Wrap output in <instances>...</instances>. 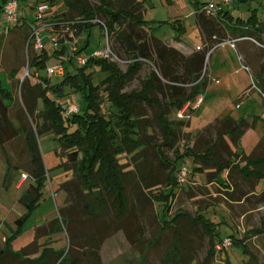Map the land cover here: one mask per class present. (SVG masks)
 Masks as SVG:
<instances>
[{
  "label": "rangeland",
  "instance_id": "rangeland-1",
  "mask_svg": "<svg viewBox=\"0 0 264 264\" xmlns=\"http://www.w3.org/2000/svg\"><path fill=\"white\" fill-rule=\"evenodd\" d=\"M35 1L18 0L20 15L26 17L32 25L35 24L33 22L36 16ZM86 1L90 5H97L99 0ZM147 1L145 14L147 20H169L177 15L186 25L183 37L189 40L192 39L191 36H195L196 26L194 17L190 13L192 8L190 0H173V3L168 0ZM230 6V17L233 22L239 18L242 20L251 18L252 25L260 27L261 32L264 33V0H233ZM64 8L63 0H57L50 12L54 14L55 10ZM154 24H156L155 21ZM5 27L9 28L8 32H5ZM29 33L30 31L23 27L14 28V23H8L3 12H0V79L12 96L11 102L6 99L7 103H11L8 106L7 117L13 120L15 127L36 125V114H29L23 104L28 89L21 86L25 77L29 78L30 85L39 79V77L36 79L34 76H24L26 69L29 70L28 58L31 48L27 46L25 40V35ZM171 34H174L172 27L165 24L161 25L157 32L163 40L168 39L167 35ZM253 37L255 42L246 39L241 49L235 50L234 57L231 55L228 62L231 65V76L223 80L221 84L208 83L206 88L202 89L200 95L203 101L192 114L191 126L187 128L186 133L183 132L180 135L174 149L165 148L169 159L174 158L176 148L192 144L197 132L196 127L207 123L206 118L226 119L229 118L228 115L234 119L243 118L246 124L244 131L240 134L236 145L231 143L232 150L237 155L249 156L258 143L264 140V35ZM41 38L49 55L48 66L60 64L59 59L52 56L58 47L52 44L49 32L42 31ZM80 38L78 47L85 46L80 50L82 54H87L86 51L89 49L101 48L106 44L105 34L99 24L93 25L89 35L84 34ZM87 40L89 42L85 45ZM109 45L122 60L127 59L123 49L115 48L117 45L113 37L109 38ZM210 53L207 55L206 63L208 70L214 59V55ZM237 53L245 56L243 61L238 59ZM68 54L71 53L66 51L64 56ZM72 61L74 66H79L75 60ZM62 64L65 66L68 61ZM118 64L121 68H125L124 64ZM12 70H16L14 76L10 75ZM29 72L32 73V68ZM145 72L141 70L137 77L130 80L124 90L138 89L140 79L144 77ZM39 73L46 74V71L40 70ZM57 77L50 75L52 82L59 80ZM68 99L74 100L73 97ZM6 130L8 129H1L4 140L0 143V249L9 248L16 252L27 246L34 239V226L48 219L58 220L61 208H66L64 214L68 215L69 221L62 222L63 224L60 220L58 221L59 227L49 235L48 245L64 254L69 247V239L70 246L74 242L72 236L80 237L79 242L85 244L87 233L83 229L90 233L97 228L98 232L109 215L114 217L112 211L99 210L97 217L84 218L82 215L85 212L84 202H92L93 198L88 195L87 199H84L83 193L78 195L75 191L71 169L66 168L72 165L67 163L65 153L53 134L48 132L35 133L45 173L38 188V198L35 199L37 196L35 187L38 183L32 177L34 175L25 139L26 134L23 131L6 138ZM154 134L155 142H158L160 137ZM145 155L148 162L146 169L150 165L152 177L157 176L162 179L165 170L153 154L151 147L147 148ZM226 157L223 159L225 160ZM230 158L233 162L238 156L234 159L232 156ZM243 159L244 157L241 158ZM125 161L128 165L134 166L131 155H128ZM183 164L187 168V175L185 181L180 183L172 200L169 216L180 212L193 217L199 213L216 224L215 235L218 239L227 236L239 238L234 243L232 241L226 250L217 252L207 264H264V194L254 193L255 178L253 176L249 179L245 178L237 168L232 167L228 175L226 170L216 174L219 183L208 185L211 178H208L207 174L212 170L195 169L200 166L190 155L185 156ZM259 164L261 165H257L255 170L264 172V164ZM245 165V161L239 164L240 167ZM22 173H26L28 180L22 188L17 189L16 183ZM224 182L226 183L222 184ZM63 183L67 185L64 187ZM126 183L129 204L127 215H124L119 223L122 224V229L118 230L117 226L112 224L113 233L106 238L102 236L103 240L100 239L102 241L99 248L101 263L185 264L179 261L181 256L185 255L186 258L189 257L188 264H201L206 257L208 238L201 233L199 226L183 217L179 219L178 232L181 236L179 241H176L177 249L174 246L176 233L171 227L162 228V224L156 218L158 209L155 203L146 197V193L137 183L133 181ZM262 187H264V178L260 180L258 189ZM65 188L68 189V193ZM31 198L36 201V204H33L29 210L26 202ZM25 214L26 217L18 230L14 219ZM71 217L75 220L71 221ZM94 230L91 232L93 236L96 234ZM44 241L45 239L41 240L40 244ZM185 257L184 260H186ZM6 264L10 263L7 261Z\"/></svg>",
  "mask_w": 264,
  "mask_h": 264
},
{
  "label": "trees",
  "instance_id": "trees-1",
  "mask_svg": "<svg viewBox=\"0 0 264 264\" xmlns=\"http://www.w3.org/2000/svg\"><path fill=\"white\" fill-rule=\"evenodd\" d=\"M6 1L0 0V12H3ZM55 1L57 0H37L38 3H48L51 10ZM63 3L65 9L55 10L56 14H52L53 19L49 20L52 23L50 31L58 30L62 22L72 19L98 18L107 29L108 39L114 38V43L117 45L115 48L123 49L127 56L124 61L127 62L123 69L117 62L89 58L86 64L74 66L70 55L64 56L68 48L62 43L52 56L59 59L60 63L68 61V64L64 66L63 75L57 77L59 80L52 82L50 76L39 73L48 66V53L45 48L41 51L32 50L30 33L25 35L27 46L31 48L28 58L29 71L32 68V73L29 72L30 77L34 73L39 77L33 85L29 84L28 77L21 82V86L28 89L23 104L29 114L37 116L34 127H15L13 120L7 117L12 96L0 79V143L4 140L1 133L3 128L8 129L5 131L6 138L25 132L34 175L32 177L38 183L35 187L37 195L35 199L38 198V188L45 175L35 133L48 132L53 134L63 149L67 163L72 165L66 168L71 169L75 191L78 195L83 193L84 199H87L88 195L93 198L92 202H84L85 212L82 213L84 218L97 217L99 210L104 209L114 214V217L109 215L104 221L105 224L103 223L99 228L100 231L97 232V228L96 231L93 229L96 232L94 236L91 233L93 230L88 233L82 228L87 233L85 244L79 242L80 237L72 236L74 240L72 245L70 246L69 239L67 251L54 258L52 264H102L99 253L102 242L100 239L103 240L102 236L106 238L113 233L112 224L117 226L116 229H122V224L119 223L121 218L127 215L129 207L126 183L128 181L137 183L146 193V197L155 203L158 209L156 218L162 224V228L174 229L176 233L174 246L177 249L176 241L178 242L181 236L178 232L179 219L183 217L199 226L201 233L208 238L206 257L201 262L207 264L217 252H220L216 246L223 239H218L215 235L216 224L199 213L193 217L180 212L169 216L172 200L180 186L177 173L183 165L185 156L190 155L200 166L195 169H212L207 175L217 176L218 172L230 167L232 151H229V147L227 149L223 147L222 152L227 156L224 160L225 156L216 152L215 147L218 142L203 143L201 139H197L196 145L176 148L172 160L165 153V148H175L183 133L182 128L188 121L177 119V110L186 102L193 101L202 91L204 79L200 81L198 79L207 50L184 55L168 46L153 32H148L145 28L147 22L144 20L145 9L142 0H99L97 5H90L86 0H63ZM199 8L200 6L197 7ZM198 13V20L202 23L211 21L213 23L216 19V16ZM240 21L246 26L255 27L251 18ZM14 24V28L23 26V24ZM95 24L97 23L80 25L79 29L81 31ZM212 26L213 31L216 32L218 29L214 23ZM214 41L219 42V39L216 38ZM143 67L147 70L140 79L139 88L124 90ZM15 74L16 70L10 72V75ZM70 97L74 98L78 109L67 115L61 107V102L62 99ZM6 99L10 102L7 103ZM245 125L243 121L226 118L216 120L204 131L214 130L217 136L223 132L230 133L231 141L237 144ZM154 133L160 137L158 142H155ZM149 147L165 170L162 179L157 176L152 177L150 165L146 169L148 162L145 153ZM128 155L133 157L134 166L128 165L125 161ZM261 161L264 162L246 157L244 167L237 165L233 167L245 176L251 177L259 173L255 167ZM65 185L67 183H63L64 187ZM65 191L68 193L67 188ZM26 204L30 210L36 201L31 198ZM65 211L66 208L59 209L58 221L60 220L61 223L69 221L68 215L64 214ZM25 217L26 214L14 221L18 230ZM70 220L75 219L71 217ZM227 237L232 238L233 243L239 240L233 236ZM4 251L6 250L1 249L0 254ZM184 257L185 255H182L179 261L188 264L189 257H185L186 260ZM40 260L43 264L50 263L48 255L42 254L37 261ZM27 261L32 263L29 262L30 260Z\"/></svg>",
  "mask_w": 264,
  "mask_h": 264
},
{
  "label": "crops",
  "instance_id": "crops-1",
  "mask_svg": "<svg viewBox=\"0 0 264 264\" xmlns=\"http://www.w3.org/2000/svg\"><path fill=\"white\" fill-rule=\"evenodd\" d=\"M142 1H143L144 9H145L144 20L147 22L145 28L147 29L148 32H153V34L156 37L160 38L168 46L175 48L176 50L180 51L184 55H189L193 52L204 51V50H210V52H211L210 55H212V56L214 55V59L212 60L211 66L208 70V74H209L210 78H214V79L218 80V82H213V81H210L209 79H204V85H203L202 89H205L206 86L208 85V83L221 84V82L223 80L225 81L231 76L232 71L230 70L231 65L228 63L229 59H230L231 55H233V57H234L235 50L237 51V50L241 49L242 44L244 41H246V39L236 41L233 46L226 41L227 39H233V38L242 37V36H249L251 38H254L253 37L254 35L258 36V37H260L261 35H264V33L261 32L262 30L260 27L246 26V25H244V23L242 21H240V20H242L240 18L236 22H233L232 17H230V7H231L230 5L231 4L224 8V11L222 14H220V16H216V19L213 23L218 30L216 32H214L213 26H212L213 23H211L212 21L207 22V23H205V22L202 23V21L198 20V14L199 13L197 12L198 11L197 7L201 6L203 3L207 2L208 0H205V1L190 0L191 4H192V8H191L190 13L194 17V23L196 26V31H195V36L194 37L191 36L192 39L188 40V39L183 37L184 36L183 34H185V32H186V25L184 24V21H182L181 18H179V17H177V15H175V17H171V19H169V20H165V19L147 20L145 17V14L147 11L146 6H147L148 1L147 0H142ZM168 1L170 3H173V0H168ZM37 4H38V2L36 0L35 6ZM64 9H61V10L58 9V11H62ZM50 10H51V7H50L49 11L45 14V20H47V21L53 19L52 18L53 15L51 14ZM194 11H196V13H194ZM20 14L21 13L19 11L20 19H19L18 24H23V26H21V27L30 31L31 23H29V21L26 19V17H24ZM173 18H175V19H173ZM154 21L156 24H154ZM33 22L37 23L36 19ZM163 24L171 26L173 29V32H174V34L167 35V36H169V38L164 39V40L157 35L158 30H160L161 25H163ZM92 27L93 26L87 27L84 30L81 29V31H79V38H80V36H82L84 34L89 35ZM216 38L219 39V42L214 41ZM88 42L89 41L87 40V43L85 45H87ZM78 44H79V41H78ZM84 47L85 46H80L79 49L82 50ZM95 49H97V48H95ZM95 49H91V50L89 49L88 51H86V53L87 54L91 53ZM241 56L242 55L237 53L238 59L243 61L245 56L244 55L242 57ZM235 61H237V58H235ZM245 67H247V66H245ZM145 70H147V68L143 67L142 71H145ZM202 101H203V97H202ZM195 110H193V112ZM193 112H192V114H193ZM228 116L230 119H232L234 121H244V120H242L243 118L234 119L230 115H228ZM191 118H192V115H191L190 119L187 121V124L185 126H183V128H182L184 133H186L187 128L191 126ZM222 119L223 118H213V119L206 118L207 123L203 124L201 127H196L197 132L194 136L192 144H189V145L192 146V145L196 144L197 139H201V142H203V143H204V141H209L210 143H214V142L217 143L218 142L217 147H215L216 152H217V154H221V155L223 154L224 156H225V152H222L223 147L225 149H227V147H229L228 148L229 151H232V154H233L232 158L234 159V158H236V156H238V158L231 163L229 168L225 169L227 175H228L229 169L232 168L233 165H237L238 167H240L239 164L241 162L246 161V157H252V158L257 159L259 161L264 160V140H262L261 142L258 143L255 150L249 156H245V154L237 155L232 150L231 145L234 143L231 141L230 133L223 132L217 136L216 131H214V130L204 131V129L209 124L214 123L216 120H222ZM203 136H204V138H202ZM188 138H189V136H188ZM234 145H236V144H234ZM201 147H203V146L201 145ZM242 157H244L243 160H241ZM260 163L264 164V162H262V161ZM258 165H261V164H258ZM210 170H212V169H210ZM22 174H26V173H22ZM240 174L244 175L245 178H248V179L250 178L249 176H245V174H243L241 172H240ZM216 177L217 176H214V175L208 176V178H211V182L208 183V185L219 183V181L216 179ZM253 177L255 178V181H256L254 193L256 195L264 194V187H262L261 189H258L260 180L262 178H264V172H259L257 175H253ZM27 180H28V178L23 179L21 176L16 183V188L17 189L22 188L25 185V183L27 182ZM225 183L226 182H224L222 184H225ZM16 219H14V221ZM58 227H59L58 226V220L57 219L53 220V218L48 219L42 223L36 224L34 226V232H35L34 239H32L31 242L27 246L22 247L19 251L14 252L9 248L6 249V251H4V253L0 254V264H6L7 261L10 264H43L42 260L37 261L38 258H40V256L42 254L48 255V257H50V263L49 264H52L53 259L57 258V256L61 253L59 251L55 250L53 247L49 246L48 240H49V235H51V233L55 229H58ZM43 239H45V241L40 244V241ZM45 257H47V256H45ZM27 260H30L29 262H32V263H28ZM45 260H46V258H45Z\"/></svg>",
  "mask_w": 264,
  "mask_h": 264
},
{
  "label": "built area",
  "instance_id": "built-area-1",
  "mask_svg": "<svg viewBox=\"0 0 264 264\" xmlns=\"http://www.w3.org/2000/svg\"><path fill=\"white\" fill-rule=\"evenodd\" d=\"M233 0H208L203 3L197 12L203 13L209 16H217L219 13L224 11L226 6H229ZM50 5L45 2L38 3L35 6L36 11V22L35 24H31L30 26V38L32 40V48L34 51H41L44 49V45L42 43L41 32L47 31L49 32V39L52 44L55 46H60L64 43L68 51L71 53L70 57L72 60H75L79 66L86 64L89 58H102L111 62H117L125 64L127 61L121 60L117 54L112 50L109 45L108 33L104 24L98 18H76L66 22H62L60 24V28L56 31H50L52 29V23L45 20V14L49 11ZM3 14L5 16V20L8 23H18L19 22V3L18 0H7L3 5ZM196 13V11H194ZM97 23L102 27V30L106 37V44L101 47L93 50L91 53L82 54L79 51L78 41H79V26ZM9 28L5 27V32H8ZM242 39H250L255 42V40L249 36H242L233 39H227L226 41L232 46L236 41ZM257 42V41H256ZM259 44V43H258ZM210 50L205 52L203 66L200 72V76L198 81L202 79H209L213 82H218V80L214 78H210L208 74V69L206 67L207 63V55ZM47 76H62L64 73V65L62 63L56 64L54 66H47L46 69ZM24 76H30L28 68L25 71ZM36 79L38 78V74L34 73L33 75ZM202 102V96L198 94L193 101H188L182 105L176 112V118L181 120H189L193 110H195ZM61 107L63 111L69 115L73 112H76L78 109V105L73 99H67L65 102H61ZM187 175V168L183 164L180 166L177 178L180 183L185 181ZM22 178H27L26 174H22ZM232 244V240L229 237L223 238L220 244L216 246V248L221 250H226Z\"/></svg>",
  "mask_w": 264,
  "mask_h": 264
}]
</instances>
